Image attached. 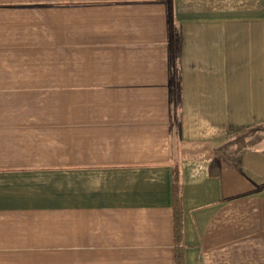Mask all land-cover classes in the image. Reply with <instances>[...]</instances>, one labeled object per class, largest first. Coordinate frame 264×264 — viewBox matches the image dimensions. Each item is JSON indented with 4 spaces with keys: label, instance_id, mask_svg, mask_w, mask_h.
I'll use <instances>...</instances> for the list:
<instances>
[{
    "label": "crops",
    "instance_id": "0c3cea01",
    "mask_svg": "<svg viewBox=\"0 0 264 264\" xmlns=\"http://www.w3.org/2000/svg\"><path fill=\"white\" fill-rule=\"evenodd\" d=\"M262 133L264 0H0V264H264Z\"/></svg>",
    "mask_w": 264,
    "mask_h": 264
},
{
    "label": "trees",
    "instance_id": "16d2710c",
    "mask_svg": "<svg viewBox=\"0 0 264 264\" xmlns=\"http://www.w3.org/2000/svg\"><path fill=\"white\" fill-rule=\"evenodd\" d=\"M175 197L176 201H179V187H178V177L176 176L175 178ZM176 239L177 243L181 241V219H180V212L177 209L176 211ZM179 264L181 262L179 261Z\"/></svg>",
    "mask_w": 264,
    "mask_h": 264
},
{
    "label": "rangeland",
    "instance_id": "374dc122",
    "mask_svg": "<svg viewBox=\"0 0 264 264\" xmlns=\"http://www.w3.org/2000/svg\"><path fill=\"white\" fill-rule=\"evenodd\" d=\"M262 140H264V133L258 134L252 140H251V137H250V142L249 143H250V145H252V144H262L263 143Z\"/></svg>",
    "mask_w": 264,
    "mask_h": 264
}]
</instances>
